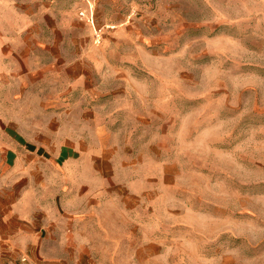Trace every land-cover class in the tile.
Segmentation results:
<instances>
[{
	"label": "rangeland",
	"instance_id": "374dc122",
	"mask_svg": "<svg viewBox=\"0 0 264 264\" xmlns=\"http://www.w3.org/2000/svg\"><path fill=\"white\" fill-rule=\"evenodd\" d=\"M13 7L0 123L82 135L100 202L35 250L1 238L0 264H264V0H97L92 26Z\"/></svg>",
	"mask_w": 264,
	"mask_h": 264
},
{
	"label": "crops",
	"instance_id": "0c3cea01",
	"mask_svg": "<svg viewBox=\"0 0 264 264\" xmlns=\"http://www.w3.org/2000/svg\"><path fill=\"white\" fill-rule=\"evenodd\" d=\"M13 1L22 26L75 25L81 6L79 0ZM19 121L7 130L0 123V239L9 248L24 242L25 249L35 250L42 235L54 233L63 221L74 223L70 228L81 226L86 206L93 211L100 195L94 164L84 161L82 135L46 131L43 136Z\"/></svg>",
	"mask_w": 264,
	"mask_h": 264
},
{
	"label": "built area",
	"instance_id": "2783aa9c",
	"mask_svg": "<svg viewBox=\"0 0 264 264\" xmlns=\"http://www.w3.org/2000/svg\"><path fill=\"white\" fill-rule=\"evenodd\" d=\"M97 0H80V2L84 3L85 8L82 10L81 7L78 8L77 15L80 19H85L87 23L91 26L93 25V4ZM100 40V30L95 31V41L99 42Z\"/></svg>",
	"mask_w": 264,
	"mask_h": 264
}]
</instances>
